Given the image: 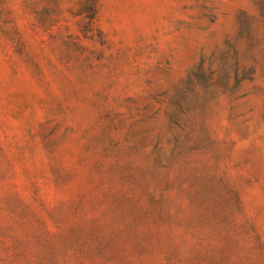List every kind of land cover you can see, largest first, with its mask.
<instances>
[{
	"label": "rangeland",
	"instance_id": "obj_1",
	"mask_svg": "<svg viewBox=\"0 0 264 264\" xmlns=\"http://www.w3.org/2000/svg\"><path fill=\"white\" fill-rule=\"evenodd\" d=\"M0 264H264V0H0Z\"/></svg>",
	"mask_w": 264,
	"mask_h": 264
},
{
	"label": "trees",
	"instance_id": "obj_2",
	"mask_svg": "<svg viewBox=\"0 0 264 264\" xmlns=\"http://www.w3.org/2000/svg\"><path fill=\"white\" fill-rule=\"evenodd\" d=\"M90 11H91V12H94V9H93V7H92V9H90Z\"/></svg>",
	"mask_w": 264,
	"mask_h": 264
}]
</instances>
